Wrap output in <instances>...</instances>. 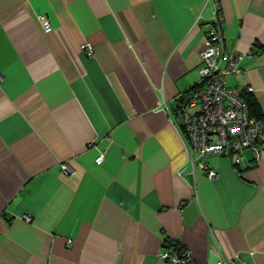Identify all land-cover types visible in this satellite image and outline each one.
<instances>
[{"label": "crops", "instance_id": "0c3cea01", "mask_svg": "<svg viewBox=\"0 0 264 264\" xmlns=\"http://www.w3.org/2000/svg\"><path fill=\"white\" fill-rule=\"evenodd\" d=\"M218 2L243 53L227 85L264 119V0ZM213 8L0 0V264H174L168 240L192 264H264V150L205 157L209 179L176 124Z\"/></svg>", "mask_w": 264, "mask_h": 264}, {"label": "built area", "instance_id": "2783aa9c", "mask_svg": "<svg viewBox=\"0 0 264 264\" xmlns=\"http://www.w3.org/2000/svg\"><path fill=\"white\" fill-rule=\"evenodd\" d=\"M212 1L213 17L206 24L208 35L200 51V80L177 96L176 108L180 118L176 124L189 151L190 165L198 164L209 179L215 178L216 171L208 168L205 157L227 156L239 164L245 149H250L256 158L264 150V119L251 116L240 89L227 85L228 76L244 73L239 68L243 53L225 49L220 30L223 22L220 3ZM40 19L44 30L49 32L48 21ZM82 50L92 54L93 47L84 43ZM102 160L103 156L99 155L95 162L100 165ZM62 169L64 173L72 172L68 163ZM159 257L174 264L193 263L190 254L178 251L172 240L165 242ZM214 264H237V260H217Z\"/></svg>", "mask_w": 264, "mask_h": 264}, {"label": "trees", "instance_id": "16d2710c", "mask_svg": "<svg viewBox=\"0 0 264 264\" xmlns=\"http://www.w3.org/2000/svg\"><path fill=\"white\" fill-rule=\"evenodd\" d=\"M245 102V100H244ZM248 111L250 113L251 116L255 117V118H260V113L257 111L258 110V103L256 102L255 99L251 98L249 99L247 102H245Z\"/></svg>", "mask_w": 264, "mask_h": 264}]
</instances>
